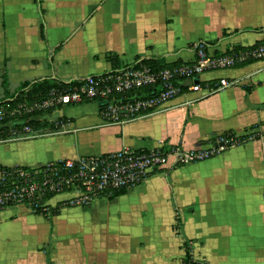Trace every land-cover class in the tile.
<instances>
[{
  "label": "crops",
  "instance_id": "crops-1",
  "mask_svg": "<svg viewBox=\"0 0 264 264\" xmlns=\"http://www.w3.org/2000/svg\"><path fill=\"white\" fill-rule=\"evenodd\" d=\"M41 1L44 42L35 0H0V97L24 80H68L157 56L178 63L194 58L197 39L220 48L264 39V0ZM219 76L239 82L201 96ZM198 80L201 90L184 88L143 118L106 124L96 100L60 104L42 112L39 128L60 122L66 131L1 141L5 166L122 145L208 146L225 131L236 142L151 172L114 198L59 205L51 221L22 204L0 209V264H46V249L56 264H183V238L199 264H264V57Z\"/></svg>",
  "mask_w": 264,
  "mask_h": 264
},
{
  "label": "built area",
  "instance_id": "built-area-1",
  "mask_svg": "<svg viewBox=\"0 0 264 264\" xmlns=\"http://www.w3.org/2000/svg\"><path fill=\"white\" fill-rule=\"evenodd\" d=\"M193 48L194 58L178 63L155 68L137 60L107 72L63 80L65 86L52 88L42 99H25L10 109L0 106V142L66 131L58 127L60 122L54 129H40L24 122L21 117L33 111L44 112L60 104L105 99L106 102L99 105L104 123L143 118L168 108L167 102L184 88L201 90L202 83L194 81V76L264 57V42L245 48H220L216 43L197 39ZM238 82L239 78L219 76L216 83L200 95L212 94ZM147 86L155 91L140 94L139 91ZM235 142L231 136L220 133L208 146L185 148L182 145L157 144L139 149L122 145L111 152L80 154L76 158L65 157L29 165L0 166V209L22 204L32 210L46 212L49 206L59 202L87 206L95 197H109L115 190L129 189L141 183L151 172L210 158Z\"/></svg>",
  "mask_w": 264,
  "mask_h": 264
},
{
  "label": "trees",
  "instance_id": "trees-1",
  "mask_svg": "<svg viewBox=\"0 0 264 264\" xmlns=\"http://www.w3.org/2000/svg\"><path fill=\"white\" fill-rule=\"evenodd\" d=\"M37 2V9H38V18H40V23H39V33H40V39L44 42L46 40V32H45V19L43 17L44 14V10L43 8L40 6V4L42 3L41 0H35ZM261 27L255 28V29H259ZM237 30H233V32H235ZM226 31H223V36L226 35ZM216 41V40H213ZM264 39L260 40V41H256L255 43L251 44L252 45H257L259 43H263ZM58 46H55L54 48H57ZM241 48V46H233V48ZM108 58L110 60L114 59V55H108ZM255 59H259V58H254V59H249L248 61H253ZM141 62L143 63H148L151 64L152 66H154L155 68H161L165 65H167V63L161 58V57H148L146 59H143ZM246 62V63H247ZM243 63V64H246ZM5 77L2 76V80H4ZM64 85L63 80H59L56 79L54 77H45L44 79L41 80H33V81H29V80H24L22 82H20L19 84V88L15 91L12 92L10 96H3L0 97V106L5 107V109H10L12 106H14L15 104H17V102L22 101V100H34V99H42L44 98L47 93L52 89V88H62ZM153 91H155V89H153L152 87H146L143 88L141 91H139L140 94H151L153 93ZM126 95V94H125ZM86 101V100H84ZM48 110V109H47ZM45 112V111H44ZM42 114V112H38V111H33L29 114H24L22 115V119H24V122H27L28 124L32 125L33 127H42V121L41 119H39V116ZM7 124V122L5 121V125ZM5 133V132H4ZM224 134L226 136H232L233 132L232 131H225ZM3 135V134H2ZM0 166H5V165H0ZM127 189L126 188H121L118 190H115L114 193L109 196L108 198H114L115 195H118L120 193L125 192ZM60 204L57 203L54 206H49L46 212H41V213H45L46 217H48V219L51 221V216L53 214L57 213V208ZM38 211V210H35ZM175 213V210H174ZM174 218H175V222L176 224H173V227L176 231V234L179 237H182V234L180 232V224H181V219L179 218L178 214L175 213L174 214ZM189 239L187 238H183V241H181V245L182 248L184 249L185 253H184V257H183V264H199V261H196L193 259V253L191 251V245L189 244ZM45 257H46V264H56L54 261L51 260L50 258V254H49V250L46 249L45 252Z\"/></svg>",
  "mask_w": 264,
  "mask_h": 264
},
{
  "label": "rangeland",
  "instance_id": "rangeland-1",
  "mask_svg": "<svg viewBox=\"0 0 264 264\" xmlns=\"http://www.w3.org/2000/svg\"><path fill=\"white\" fill-rule=\"evenodd\" d=\"M100 118H101V116H100ZM48 129H51V128H48ZM47 136V134L45 135V136H42V137H46ZM40 138V137H39ZM17 165H19V164H17ZM27 165H29V164H27ZM59 204L60 205H62V204H66V203H62V202H59ZM67 205V204H66ZM69 205V204H68ZM90 211V210H89ZM66 217H68V215H66ZM60 221H61V219L60 220H58V221H56V223H57V225L60 223ZM175 224H176V222H174ZM73 225L76 227V223L74 222L73 223Z\"/></svg>",
  "mask_w": 264,
  "mask_h": 264
},
{
  "label": "water",
  "instance_id": "water-1",
  "mask_svg": "<svg viewBox=\"0 0 264 264\" xmlns=\"http://www.w3.org/2000/svg\"><path fill=\"white\" fill-rule=\"evenodd\" d=\"M193 80H194V81H197V80H198V76H194V77H193ZM105 102H106L105 99H104V100H100V101H99V105H102V104H104Z\"/></svg>",
  "mask_w": 264,
  "mask_h": 264
}]
</instances>
